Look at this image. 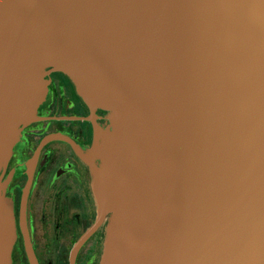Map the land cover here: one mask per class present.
<instances>
[{
	"label": "water",
	"instance_id": "95a60500",
	"mask_svg": "<svg viewBox=\"0 0 264 264\" xmlns=\"http://www.w3.org/2000/svg\"><path fill=\"white\" fill-rule=\"evenodd\" d=\"M54 72L107 113L79 151L100 264H264V0H0V174Z\"/></svg>",
	"mask_w": 264,
	"mask_h": 264
},
{
	"label": "flooded vegetation",
	"instance_id": "af4514ba",
	"mask_svg": "<svg viewBox=\"0 0 264 264\" xmlns=\"http://www.w3.org/2000/svg\"><path fill=\"white\" fill-rule=\"evenodd\" d=\"M45 79L41 120L24 127L0 174L16 228L12 264H100L106 222L92 230L97 203L79 151L90 148L107 113L93 112L64 74Z\"/></svg>",
	"mask_w": 264,
	"mask_h": 264
},
{
	"label": "rangeland",
	"instance_id": "374dc122",
	"mask_svg": "<svg viewBox=\"0 0 264 264\" xmlns=\"http://www.w3.org/2000/svg\"><path fill=\"white\" fill-rule=\"evenodd\" d=\"M48 82V81H47ZM48 92V91H47ZM46 98V97H45ZM102 126V125H101ZM13 223H14V238H13V241H12V246H11V263H13V260H12V253H13V249H14V245H15V241H16V228H15V221L13 220Z\"/></svg>",
	"mask_w": 264,
	"mask_h": 264
}]
</instances>
